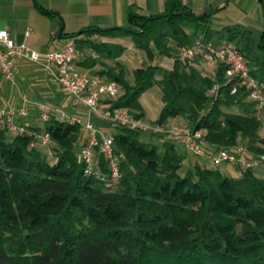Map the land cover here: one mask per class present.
I'll list each match as a JSON object with an SVG mask.
<instances>
[{"label":"trees","instance_id":"1","mask_svg":"<svg viewBox=\"0 0 264 264\" xmlns=\"http://www.w3.org/2000/svg\"><path fill=\"white\" fill-rule=\"evenodd\" d=\"M212 22L211 13L166 0L155 14L129 9L126 26L91 25L67 37L84 51L76 66L121 86L112 106L143 117L140 97L156 84L161 108L155 123L180 117L205 130L210 148L245 145L253 155L264 154L258 133L264 106L258 109L244 85L228 80L223 63L211 75L179 60L172 68L148 63L134 67L129 80L117 60L125 45L101 39L128 38L148 60L175 56L179 46L196 41H230L250 74L264 82V32ZM32 127L49 133L53 156L26 135L0 131V264H264V176L256 168L234 177L195 156L182 170L180 142L166 139L159 149L142 140L141 131L118 126L111 136L122 154L119 177L107 188L105 159L98 155L86 172L74 150L79 124L51 116Z\"/></svg>","mask_w":264,"mask_h":264},{"label":"built area","instance_id":"2","mask_svg":"<svg viewBox=\"0 0 264 264\" xmlns=\"http://www.w3.org/2000/svg\"><path fill=\"white\" fill-rule=\"evenodd\" d=\"M84 56V51L76 46L74 39L59 47L49 48L46 51L32 49L25 43L16 42L8 30L0 27V76L2 79L14 82L18 72V64L21 61L41 64L49 71L60 89L71 97L73 105H83L86 117L69 116L60 107L52 110L43 103H29L23 97L21 106L6 103L0 106V131H6L12 135H26L31 138V145H39L48 149L50 135L46 130H37L28 124L19 121V118L29 116L31 108L36 107L40 120L47 121L52 115H57L61 120H69L80 126V158L84 162L86 172H90L96 164V157L101 155L109 168V182L107 188L115 185L119 177L118 157L113 147V138L97 127L92 121V116L100 120L125 126L144 132H152L167 135L169 139L180 142L187 150H191L195 156L203 158L214 164L226 163L236 166L241 171L257 168L264 164V154L253 155L245 145H238L231 149H213L208 147L203 128H192L188 124H169L163 126L155 123L147 125L141 117H135L125 106L114 107L110 99L119 95L120 85L115 80H105L99 74L88 70L76 69V61ZM175 57L183 64L199 62L200 65L211 68L214 73L219 63L225 65V74L230 80L234 78L240 85L248 90V98L256 101L258 109L264 106V82L255 79L249 71L246 59L241 51L230 41H221L217 44L201 43L199 41L190 45H182L177 48ZM173 59V58H172ZM234 85L232 92L235 91ZM215 87L211 89L213 93ZM105 101L102 102V99Z\"/></svg>","mask_w":264,"mask_h":264},{"label":"crops","instance_id":"3","mask_svg":"<svg viewBox=\"0 0 264 264\" xmlns=\"http://www.w3.org/2000/svg\"><path fill=\"white\" fill-rule=\"evenodd\" d=\"M165 1L166 0H0V27L7 29L10 36L16 42L25 43L32 49L38 51H46L49 48L64 45L65 41H60V39H72L67 36L91 25L100 28L126 26L128 24L129 9L144 14L159 13L163 9ZM179 1L191 6L196 13H211L212 20H217L220 26L226 23L241 25L239 23L240 21L255 23L258 19L256 15L257 8H261L264 14V0ZM61 25H63L61 29L63 37L57 38L56 34ZM245 27L250 28L248 26ZM250 29L252 30V28ZM261 32H264V27ZM101 39L121 43L125 45L127 50L131 47L130 45H133L132 41L127 38L102 37ZM121 57L125 59L126 55L122 54ZM162 57L165 58L166 56L158 57V59ZM170 68L172 67L170 66ZM41 73L53 77V75L41 64L37 65L36 63L21 61L18 64V72L13 83L2 79L0 76V106L6 103L21 106L23 97H26L29 103H38L37 95L40 91L34 92L32 87H34L35 84H39L38 81L40 80L38 79H40L39 76ZM46 81H43L41 84L46 86L47 84L51 85L50 82ZM26 82V92H22L20 89L24 87ZM47 94L49 95L48 97H51L56 102L52 105L47 104L51 110L55 106H60L62 109L63 106H72V110L66 112L67 115L86 117L84 110L79 109L77 105L71 103V97L69 95L67 98H63L61 104V101L58 102L59 98L55 96L53 90L48 91ZM104 101L105 98L102 99V102ZM52 116L57 117L55 114ZM92 117L98 120L95 125L104 131V122L97 116ZM37 119H39L38 110L36 107H32L29 116L19 118V121L29 126H39L36 122ZM180 119L185 121L182 118ZM258 133L260 136L264 137V118L261 120ZM219 166L223 172L231 176L237 177L241 174V170L236 166L226 163H222ZM256 170L259 175L264 176V164L257 167Z\"/></svg>","mask_w":264,"mask_h":264},{"label":"rangeland","instance_id":"4","mask_svg":"<svg viewBox=\"0 0 264 264\" xmlns=\"http://www.w3.org/2000/svg\"><path fill=\"white\" fill-rule=\"evenodd\" d=\"M256 15H257L258 19H257V21H255V23L254 22L249 23L247 21H240L239 23L241 25L248 26V27L252 28L255 35L259 36L263 27H264L263 10L261 8H257ZM212 24L215 27L220 26V24L218 23L217 20H213ZM66 40H68V39H66V38L60 39V41H63V42L65 41L64 43L67 42ZM130 46L131 47L128 48L129 50L126 49V51L123 53V55L124 54L126 55L125 59H123L124 56H123V58L121 56H119L117 58L118 61H120L121 63L124 64V66L126 68V76L129 80L132 79L131 70L134 67L145 66L148 63H150V64H154V65H159V66H162L165 68H170V66L173 67L174 62L176 60H179L180 62H182L179 58H177L175 56H166L165 58H163V57L160 59L153 58L152 60H148L144 51H140V50L136 49L134 45H130ZM106 60H107L106 62H108L110 64L114 63V61L111 59H106ZM27 62H29V61H27ZM30 63H34V62H30ZM184 65L187 68H190V67L198 68L204 74L211 75V72H210L211 68L210 67L197 64L196 62L193 64H184ZM94 67L96 69L99 68L98 66H94ZM76 69L82 70V68L79 66H76ZM85 70H88V69H85ZM39 78L40 79H38V80H40V81L37 80L39 84H35V86L32 87V90L34 92L40 91V93L37 95L38 103H43L46 105L47 104L48 105L55 104L56 103L55 100H53L51 97H48L49 95L47 94L48 91L53 90L55 93V96L59 98L58 102L61 101L60 103L62 104L63 98H67L68 95L60 89L59 85L57 84V82L54 81L53 77L51 75L47 76L44 73H41ZM43 81L50 82L51 85L47 84V86H46V85L41 84ZM26 84H27V82L24 84V87H22L20 89L22 92H26L25 91L26 90ZM121 92H122V88L120 86L119 94H121ZM210 92H211V90H210ZM140 103H141V106H142L143 111H144V115H143V117H141L143 122L147 125H154L155 121L157 120V118L159 116V111L161 108V92H160L158 85L155 84L150 89L145 91L140 97ZM77 106L79 109L85 111V108L83 105L81 106V104H79ZM71 107L72 106H63V110L65 112H69L70 110H72ZM85 113H86V111H85ZM92 121L96 124L98 120L96 118L92 117ZM36 122L38 123V125L40 127H43L45 124V121L40 120V119H37ZM173 123L186 124V122L182 121L180 119V117H172V118H168L167 121L165 123H163L162 125L167 126V125L173 124ZM103 124H104L103 126H105L104 132L108 135H112L113 133H117L120 131V127H118L114 124H110L108 122H104ZM140 138L146 142L153 143V144L157 145L159 149L163 148L162 141L169 139L167 135H161V136L152 135L151 136L149 134V132H144V131L140 132ZM177 145H178V148L183 150V153H184V159H183L184 164H183L182 170L187 169L190 166V162H191V160H193L195 155L191 150H187L179 144H177ZM39 147L43 151H46V153H47L48 149H46L45 147H42V146H39ZM74 150H75L77 155H80V152H81L80 141L75 145ZM51 154H53V153H51Z\"/></svg>","mask_w":264,"mask_h":264},{"label":"water","instance_id":"5","mask_svg":"<svg viewBox=\"0 0 264 264\" xmlns=\"http://www.w3.org/2000/svg\"><path fill=\"white\" fill-rule=\"evenodd\" d=\"M62 26H63V25H61V27H60V28L58 29V31H57V34H56V37H57V38H62V37H63L62 34H61Z\"/></svg>","mask_w":264,"mask_h":264}]
</instances>
